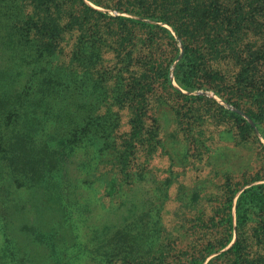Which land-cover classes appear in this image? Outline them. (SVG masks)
<instances>
[{"label": "trees", "instance_id": "16d2710c", "mask_svg": "<svg viewBox=\"0 0 264 264\" xmlns=\"http://www.w3.org/2000/svg\"><path fill=\"white\" fill-rule=\"evenodd\" d=\"M72 32L118 60L138 63L121 77L126 90L118 100L129 107L130 142H147L141 137L156 92L165 101L201 99L181 94L172 81L186 92L211 91L264 140V0H0V191L23 189L34 206L44 192L53 193L59 205L64 198L67 214L76 206L61 196L70 194L61 161L80 122L72 108L81 94V60H62ZM129 150L125 145L124 155ZM263 187L237 195L242 186L225 184L221 219L195 218L189 232L196 239L181 253V264H264V234H245L247 199L264 206ZM5 216L1 201L0 220ZM6 247L0 264H20Z\"/></svg>", "mask_w": 264, "mask_h": 264}, {"label": "rangeland", "instance_id": "374dc122", "mask_svg": "<svg viewBox=\"0 0 264 264\" xmlns=\"http://www.w3.org/2000/svg\"><path fill=\"white\" fill-rule=\"evenodd\" d=\"M67 38L62 60H81V94L72 108L80 122L74 123L73 144L68 141L61 161L70 193L61 196L76 206L67 214L64 198L59 205L53 193L44 192L34 206L23 189L0 191L8 215L0 220V256L7 246L20 264H181V253L196 239L189 232L195 218L221 219L225 184L242 186L237 195L264 185V140L232 105L211 91L181 90L169 75L181 94L201 99L165 101L156 92L145 117L146 133L140 136H147V142H130L129 107L118 100L126 90L121 77L138 63L131 57L118 60L75 32ZM228 70L227 75L233 74L232 67ZM231 112L253 134L243 131ZM125 145L130 146L126 155ZM258 191L264 196V187ZM236 196L230 211L233 226ZM251 199L245 234H264V206ZM117 247L111 255L109 250Z\"/></svg>", "mask_w": 264, "mask_h": 264}]
</instances>
